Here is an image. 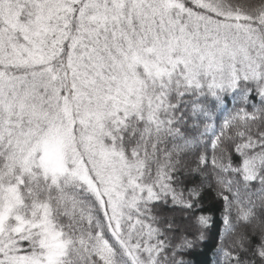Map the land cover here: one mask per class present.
<instances>
[{
    "label": "snow or ice",
    "instance_id": "6c2138e0",
    "mask_svg": "<svg viewBox=\"0 0 264 264\" xmlns=\"http://www.w3.org/2000/svg\"><path fill=\"white\" fill-rule=\"evenodd\" d=\"M264 264V0H0V264Z\"/></svg>",
    "mask_w": 264,
    "mask_h": 264
},
{
    "label": "trees",
    "instance_id": "16d2710c",
    "mask_svg": "<svg viewBox=\"0 0 264 264\" xmlns=\"http://www.w3.org/2000/svg\"><path fill=\"white\" fill-rule=\"evenodd\" d=\"M194 259L198 262V264H204V262L207 260V257L203 255H196Z\"/></svg>",
    "mask_w": 264,
    "mask_h": 264
}]
</instances>
